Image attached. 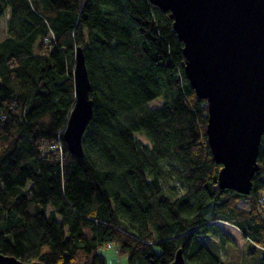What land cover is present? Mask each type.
Returning a JSON list of instances; mask_svg holds the SVG:
<instances>
[{"label":"trees","instance_id":"trees-1","mask_svg":"<svg viewBox=\"0 0 264 264\" xmlns=\"http://www.w3.org/2000/svg\"><path fill=\"white\" fill-rule=\"evenodd\" d=\"M2 21L1 253L108 264L109 248L129 264H171L181 249L186 264H227L209 247L233 242L221 222L264 264V133L251 193L220 189L206 100L169 12L150 0H0ZM78 46L94 103L83 157L63 136Z\"/></svg>","mask_w":264,"mask_h":264},{"label":"water","instance_id":"water-1","mask_svg":"<svg viewBox=\"0 0 264 264\" xmlns=\"http://www.w3.org/2000/svg\"><path fill=\"white\" fill-rule=\"evenodd\" d=\"M169 12L184 45L185 76L208 108L207 140L221 165L220 189L251 192L264 133V0H150ZM73 67L75 104L63 132L70 155L83 157V134L93 117L85 52ZM0 264H41L0 252ZM171 264H186L178 250Z\"/></svg>","mask_w":264,"mask_h":264},{"label":"rangeland","instance_id":"rangeland-1","mask_svg":"<svg viewBox=\"0 0 264 264\" xmlns=\"http://www.w3.org/2000/svg\"><path fill=\"white\" fill-rule=\"evenodd\" d=\"M5 23L2 21L0 25V40L6 37V32L4 30ZM164 100L161 97L155 98V100L148 103V107L151 109L159 108L163 105ZM260 193L264 196V188L260 190ZM241 207H248L249 204L247 201L240 202ZM264 214V206L262 208ZM216 224L221 225L223 230L228 231L233 236V242H226L225 245L220 246V243H217L211 247L212 251L216 253L222 260L227 264H258L261 258V251L258 250L256 253H250L252 245L248 241H245L242 236L239 234L237 228L223 224L221 222H216ZM224 242V241H222ZM108 264H129L127 257L123 255H117L113 249L102 248L100 251Z\"/></svg>","mask_w":264,"mask_h":264},{"label":"crops","instance_id":"crops-1","mask_svg":"<svg viewBox=\"0 0 264 264\" xmlns=\"http://www.w3.org/2000/svg\"><path fill=\"white\" fill-rule=\"evenodd\" d=\"M248 208V207H247ZM229 225V224H228ZM232 226V225H231ZM234 227V226H233ZM236 229V228H235ZM224 232L225 233H227L228 235H230L231 237H232V239H233V236L228 232V231H226V230H224Z\"/></svg>","mask_w":264,"mask_h":264},{"label":"built area","instance_id":"built-area-1","mask_svg":"<svg viewBox=\"0 0 264 264\" xmlns=\"http://www.w3.org/2000/svg\"><path fill=\"white\" fill-rule=\"evenodd\" d=\"M206 107H207V103H206ZM207 116H208V112H207ZM55 148V146H53ZM57 147H60L59 145ZM261 202H264V198L261 199Z\"/></svg>","mask_w":264,"mask_h":264}]
</instances>
